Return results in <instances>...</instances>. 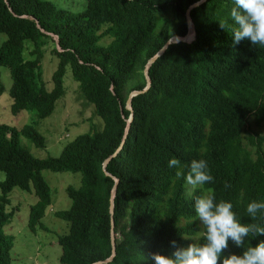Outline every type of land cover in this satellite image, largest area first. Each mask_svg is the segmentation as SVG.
<instances>
[{
    "label": "trees",
    "instance_id": "1",
    "mask_svg": "<svg viewBox=\"0 0 264 264\" xmlns=\"http://www.w3.org/2000/svg\"><path fill=\"white\" fill-rule=\"evenodd\" d=\"M197 1L87 0L83 11L74 13L49 0H0V33L6 35L0 66L12 80L11 112L49 116L64 94L69 66L80 95L103 120L101 129L77 135L60 155L44 158L21 143L23 136L36 147L46 145L37 121L21 128L0 123V264H11L13 238L4 226L15 211L6 210L13 188L35 194L27 225L46 229L41 220L51 195L43 169L81 175L79 187L66 188L70 207L55 212L69 223L57 239L60 262L93 264L111 255L114 179L102 162L120 145L131 110L122 148L106 167L119 181L113 197L115 255L104 264H152V253H172V240L183 247L205 243L206 227L194 203L209 191L217 202H231L241 223L264 227V211L255 219L246 211L251 201H264V132L254 130L264 123V47L249 40L233 45L235 0H204L193 7L194 38L170 43L149 67L147 90L132 96L131 110L125 107L129 93L146 86L147 60L171 36L185 35L186 9ZM48 43L58 59L51 89L41 78ZM171 158L180 160L183 176L176 175L181 169L168 167ZM193 159L208 162L211 183L186 184ZM260 240L264 236L250 235L244 248L230 240L224 255L242 254Z\"/></svg>",
    "mask_w": 264,
    "mask_h": 264
},
{
    "label": "rangeland",
    "instance_id": "2",
    "mask_svg": "<svg viewBox=\"0 0 264 264\" xmlns=\"http://www.w3.org/2000/svg\"><path fill=\"white\" fill-rule=\"evenodd\" d=\"M56 8L70 12H80L86 8L87 0H49ZM6 38L0 33V44ZM108 42L109 38H103ZM51 43L43 50L41 59V78L47 89H51L52 73L58 59L51 51ZM0 81L4 91L0 94V123L16 128L37 121V129L45 136L46 145L36 147L25 137L21 143L36 157L60 155L64 145L77 135L99 130L103 126L102 118L94 112V105L88 103L80 95L79 82L73 78L71 69L66 67L63 76L64 94L56 101L53 112L38 119L31 110L23 109L13 114L11 112L12 98L9 88L12 80L7 67L0 66ZM258 133L264 132V123L254 126ZM42 175L50 187L51 203L47 206L42 223L46 229L37 227L32 231L27 225L29 207L36 201L34 193L15 187L9 193V203L6 210L15 209L12 220L4 226L6 234L13 238L11 249V264H63L59 260L61 246L57 239L59 235L69 231V223L55 215L57 210L67 209L71 205L66 188L79 187L81 175L79 172L52 171L43 169ZM4 178L0 172V180Z\"/></svg>",
    "mask_w": 264,
    "mask_h": 264
},
{
    "label": "clouds",
    "instance_id": "3",
    "mask_svg": "<svg viewBox=\"0 0 264 264\" xmlns=\"http://www.w3.org/2000/svg\"><path fill=\"white\" fill-rule=\"evenodd\" d=\"M235 5L231 11V18L237 26L232 33L233 45L249 40L253 46L264 47V0H235ZM220 26L224 28L223 24ZM168 167L181 169L176 172L177 177L184 175L179 159L171 158ZM187 167L184 179L193 188L214 180L209 164L204 159H193ZM194 208L197 218L206 227V242H192L183 247L172 240V253H152V264H264V240L244 249L242 254L224 255L230 240L236 247L244 248L250 235L264 236V227L241 223L233 211V204L223 200L217 202L212 191L197 197ZM246 211L251 219H255L258 212L264 211V201H251Z\"/></svg>",
    "mask_w": 264,
    "mask_h": 264
},
{
    "label": "water",
    "instance_id": "4",
    "mask_svg": "<svg viewBox=\"0 0 264 264\" xmlns=\"http://www.w3.org/2000/svg\"><path fill=\"white\" fill-rule=\"evenodd\" d=\"M203 1L204 0H199L197 2H194V3L190 4L188 6V8L186 9L185 17H186V22H187V31H186L185 35H183V36H171L164 43V45L156 52V54H154L151 58H149L147 60L145 66H144V69H143L144 77H145V80H146V86L143 89L133 90V91H131L129 93V95L127 97V101H126V106H125L127 109L131 110V98H132V96H134V95H136L138 93L144 92L149 87V85H150V79H149V76H148L149 67L153 64V62H155V60L159 56H161L164 53V51L167 48V46L170 43H174V42H181V41L189 42V41H191L194 38L195 31H194L193 22H192L191 17H190V10L193 7H195V6L199 5L200 3H202ZM48 34H50V33H48ZM53 36H54V39H55L56 44L58 46V49L60 50L61 48L58 45V38H57L56 35H53ZM132 118H133V113H132V110H131L130 116L126 120L127 121V125H126V129H125V134H124V137H123L120 145L117 147V149L110 156H108L107 158H105L103 160V162H102V169L105 172V174L114 179V185H113L112 190H111L110 205H109V212H110L111 255L109 257L105 258V259L98 260V261L94 262L93 264H104V263H107V262L111 261L112 258L115 255V243H116V241H115L114 218H113V214H114L113 197H114V194H115V191H116V186H117V183H118L119 179L116 176H114L111 173H109L106 170V167H107L108 162L111 160V158L114 157V156H116L117 153L121 150L122 145H123V142H124V139H125V137H126V135L128 133V129H129L130 122H131Z\"/></svg>",
    "mask_w": 264,
    "mask_h": 264
}]
</instances>
